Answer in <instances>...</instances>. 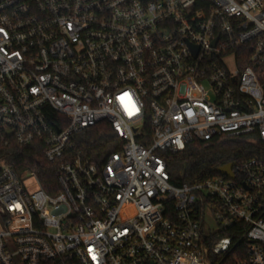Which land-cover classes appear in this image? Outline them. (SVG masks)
<instances>
[{"label": "built area", "instance_id": "2783aa9c", "mask_svg": "<svg viewBox=\"0 0 264 264\" xmlns=\"http://www.w3.org/2000/svg\"><path fill=\"white\" fill-rule=\"evenodd\" d=\"M103 123L122 146L98 166L75 138ZM251 136L264 0H0V145L41 142L59 188L0 161V264H264V157L194 185L169 170Z\"/></svg>", "mask_w": 264, "mask_h": 264}, {"label": "trees", "instance_id": "16d2710c", "mask_svg": "<svg viewBox=\"0 0 264 264\" xmlns=\"http://www.w3.org/2000/svg\"><path fill=\"white\" fill-rule=\"evenodd\" d=\"M75 145L84 156L101 166L111 154L121 150L122 142L110 124L103 123L77 135ZM258 157H264V142L257 136H251L220 138L210 142L194 141L187 145L185 151L170 156L168 160L174 184L194 185L218 176L216 169L219 167L229 163L239 165ZM3 160L18 173L27 170L34 172L48 194L58 193L57 165L46 161L41 142L25 147L16 144H11L9 147L0 145V161ZM244 247L245 245L242 244L238 249L242 250Z\"/></svg>", "mask_w": 264, "mask_h": 264}, {"label": "rangeland", "instance_id": "374dc122", "mask_svg": "<svg viewBox=\"0 0 264 264\" xmlns=\"http://www.w3.org/2000/svg\"><path fill=\"white\" fill-rule=\"evenodd\" d=\"M23 182H24V185L26 186L27 191L29 193H34L35 191H37V185L35 184L32 177H28V178L24 179ZM215 229H216V226H215L213 221L209 220L208 222H206L205 233L207 235L213 233Z\"/></svg>", "mask_w": 264, "mask_h": 264}, {"label": "water", "instance_id": "95a60500", "mask_svg": "<svg viewBox=\"0 0 264 264\" xmlns=\"http://www.w3.org/2000/svg\"><path fill=\"white\" fill-rule=\"evenodd\" d=\"M236 165V163H229L227 165H224L222 167H219L216 169V173L218 175L229 177V179H234L235 176L233 174V167Z\"/></svg>", "mask_w": 264, "mask_h": 264}]
</instances>
